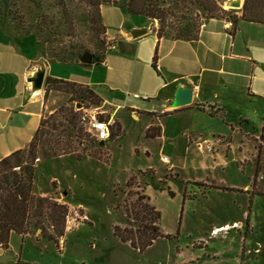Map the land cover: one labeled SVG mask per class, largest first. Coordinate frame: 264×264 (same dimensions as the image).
<instances>
[{
	"label": "rangeland",
	"instance_id": "374dc122",
	"mask_svg": "<svg viewBox=\"0 0 264 264\" xmlns=\"http://www.w3.org/2000/svg\"><path fill=\"white\" fill-rule=\"evenodd\" d=\"M172 1L166 0V5ZM232 1L235 0H220L226 10L219 13L222 18L230 20L240 14L242 7L232 6ZM170 10L184 14L190 24L207 14L197 3L178 12ZM94 14L96 9L88 0H0V52L23 51L61 62H73V52L84 47L100 52L106 37L99 32ZM173 15H169L168 22L176 21ZM134 18L146 21L143 15ZM148 20L159 27L157 19ZM45 99L54 111L62 106H73L79 112L86 107L108 109L103 103L92 104L62 87L50 88ZM110 113L108 109L101 116L109 118ZM118 116L121 124L114 117L111 132L119 134L110 136L101 147L92 145L81 160L66 156L36 159V193L67 204L70 221L66 222L64 236L56 242L40 235L39 229L25 237L12 233L9 247L0 246V264H264V197L255 198L249 230L247 226L229 230L225 226L216 229L225 230L212 234L214 225L246 220L248 196L208 190L209 184L216 183L192 178L201 175V165H213L212 153L217 149L228 152L226 145L221 149L215 144L213 151L192 145L187 154H180L168 134L157 137L162 136L160 119L163 123L169 120L168 124L178 130L174 119H167L165 114H159V119L154 116L150 134L159 135L152 138L146 136L148 115L133 117L123 108ZM262 119L254 117V122L261 123ZM185 121L193 128L199 127L196 132L203 136L211 135L209 130L218 125L216 119L200 112L194 117L185 116ZM175 135L179 136L177 132ZM83 137H92L85 127ZM234 154H241L240 150L233 149L231 155ZM165 155L168 161H163ZM261 165L255 189L264 193V161ZM214 172L227 185L243 187L253 167L247 161L231 162ZM170 189L176 191L175 196L168 193ZM146 192L162 212V231L175 237H160L142 251L129 241H121L115 234V225L134 229L135 224L127 220L126 207L136 201L138 194ZM246 232L247 240L243 242Z\"/></svg>",
	"mask_w": 264,
	"mask_h": 264
},
{
	"label": "crops",
	"instance_id": "0c3cea01",
	"mask_svg": "<svg viewBox=\"0 0 264 264\" xmlns=\"http://www.w3.org/2000/svg\"><path fill=\"white\" fill-rule=\"evenodd\" d=\"M134 16L116 3L101 6L108 50L104 61L98 65L49 61L23 51L0 52V160L27 147L42 117L54 111L45 99L47 77L82 83L102 98L103 106L110 109L109 118L114 121L115 117L120 124L118 113L123 108L133 117L135 114L138 118L148 115L147 128L154 125V116L159 119V114L174 119L179 124L178 130L168 124L169 120L163 123L160 119L162 136L157 137L168 134L175 140L180 154H187L192 145L205 138L221 149L226 145L228 152L221 153L217 149L212 153L213 165H201V175L192 178L216 183L209 184L208 190L220 189L248 196L246 220L234 219L214 225L212 234L243 226L249 230L255 198L264 197L262 191L255 189L256 177L264 161V24L241 20L233 31L230 20L211 17L202 23L196 39L185 40L158 36L156 25L148 17L141 21ZM143 28L146 29L144 34L133 36L136 29ZM40 69L45 70V80L36 94L28 78ZM184 87L192 89V102L177 106L174 104L176 92ZM199 112L209 114L218 122L209 130L211 135L198 134L199 127L193 128L192 123L185 121V116L194 117ZM260 116L261 123L254 122V117ZM236 148L241 154L231 155ZM245 161L252 165L253 174L243 187L227 185L216 177L214 170L218 167ZM206 169L210 173L205 172ZM170 190L175 196L176 191ZM146 195L152 203L147 192ZM225 226V229L216 230ZM245 234L243 242L247 240V232Z\"/></svg>",
	"mask_w": 264,
	"mask_h": 264
},
{
	"label": "trees",
	"instance_id": "16d2710c",
	"mask_svg": "<svg viewBox=\"0 0 264 264\" xmlns=\"http://www.w3.org/2000/svg\"><path fill=\"white\" fill-rule=\"evenodd\" d=\"M96 9L95 22L99 25V32L105 34L106 27L102 22L101 6L107 3L118 4L123 11L131 15H143L157 19L158 36L166 35L175 39L194 40L198 37L202 23L211 17H221L220 12H226L220 5V0H88ZM181 3V4H180ZM197 3L207 14L202 20L189 23L184 14H176L189 5ZM172 5V8H171ZM175 14V15H173ZM169 15L176 17V21L168 22ZM241 20L264 24V0H244L240 14L230 18L232 30H236ZM100 52L91 48H81L73 52V62L83 66L101 64L105 59L108 44L103 40ZM71 58V59H72ZM46 93L52 87H61L75 94L81 99H87L92 104L100 105L102 98L88 85L61 78L47 77L45 81ZM204 110V107L197 105ZM212 115V112L210 111ZM81 112L73 106H62L48 116H43L27 147L17 149L0 160V246L9 247L12 233L22 237L32 231L40 230V235L52 241L64 236L66 215L69 207L51 196L37 194L35 191L36 159L42 156L45 159H58L62 156L81 160L88 152V148L96 144L102 146L104 142L95 137H83L84 125L80 119ZM153 126L146 131L147 137H155L159 132L150 134ZM118 132H111L117 135ZM172 196L173 193L168 190ZM126 216L129 222L134 223V229H125L115 225V234L123 241H129L132 246L144 250L154 240L160 237H175L164 234L158 225L161 212L149 201V197L138 194L136 201L126 207ZM127 234H125V233Z\"/></svg>",
	"mask_w": 264,
	"mask_h": 264
},
{
	"label": "built area",
	"instance_id": "2783aa9c",
	"mask_svg": "<svg viewBox=\"0 0 264 264\" xmlns=\"http://www.w3.org/2000/svg\"><path fill=\"white\" fill-rule=\"evenodd\" d=\"M135 96L138 97L137 94ZM98 109V107L83 108L80 119L84 127L91 133L93 137H95L98 141L106 142L111 136L113 120L112 118H104L103 116H101V114H103L104 112L98 111ZM197 145L201 149L207 148L210 151H213L215 149L212 141L207 138L199 140ZM162 159L163 161H168L167 156H164ZM261 177L263 178L264 176L262 175ZM70 218L71 215L68 212L66 215V222H69Z\"/></svg>",
	"mask_w": 264,
	"mask_h": 264
},
{
	"label": "water",
	"instance_id": "95a60500",
	"mask_svg": "<svg viewBox=\"0 0 264 264\" xmlns=\"http://www.w3.org/2000/svg\"><path fill=\"white\" fill-rule=\"evenodd\" d=\"M242 2L241 0H235L231 2V5L234 7H242ZM146 32V29H136L133 32L134 37H139L142 34ZM29 81L33 83V88H41L44 85V80H45V70L40 69L36 72L34 76H31L28 78ZM192 95L193 91L191 88L184 87V88H179L176 92V97L174 100V104L177 106H183V105H188L192 102ZM77 106H80L78 104Z\"/></svg>",
	"mask_w": 264,
	"mask_h": 264
},
{
	"label": "bare ground",
	"instance_id": "6f19581e",
	"mask_svg": "<svg viewBox=\"0 0 264 264\" xmlns=\"http://www.w3.org/2000/svg\"><path fill=\"white\" fill-rule=\"evenodd\" d=\"M33 92H35L36 94L39 93V92H40V88H36V89H34Z\"/></svg>",
	"mask_w": 264,
	"mask_h": 264
}]
</instances>
